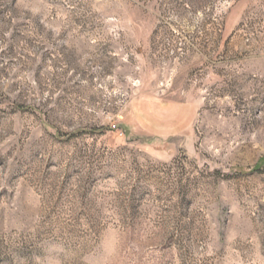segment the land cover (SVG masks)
I'll return each instance as SVG.
<instances>
[{"label":"rangeland","instance_id":"rangeland-1","mask_svg":"<svg viewBox=\"0 0 264 264\" xmlns=\"http://www.w3.org/2000/svg\"><path fill=\"white\" fill-rule=\"evenodd\" d=\"M0 264H264V0H0Z\"/></svg>","mask_w":264,"mask_h":264}]
</instances>
